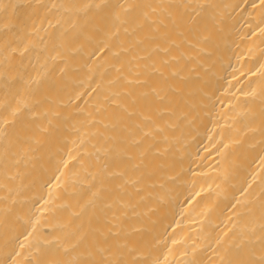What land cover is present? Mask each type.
Returning a JSON list of instances; mask_svg holds the SVG:
<instances>
[{"label": "bare ground", "instance_id": "obj_1", "mask_svg": "<svg viewBox=\"0 0 264 264\" xmlns=\"http://www.w3.org/2000/svg\"><path fill=\"white\" fill-rule=\"evenodd\" d=\"M0 264H264V0H0Z\"/></svg>", "mask_w": 264, "mask_h": 264}]
</instances>
